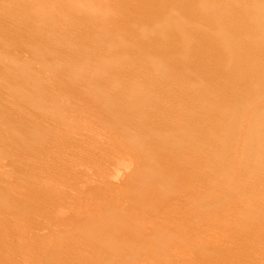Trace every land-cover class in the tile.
<instances>
[{
    "label": "bare ground",
    "instance_id": "bare-ground-1",
    "mask_svg": "<svg viewBox=\"0 0 264 264\" xmlns=\"http://www.w3.org/2000/svg\"><path fill=\"white\" fill-rule=\"evenodd\" d=\"M159 30L162 33L156 36ZM57 38L59 44L53 41ZM108 43L110 46H102ZM65 45L80 48L83 52H61ZM96 49L99 54L94 61L105 68L114 62L112 53L125 50L140 61L141 67L156 69L166 66L167 72L174 71L179 75V80H162L170 93L181 96L177 102L171 103L176 110L171 123L168 122L172 129H160L162 120L159 121L157 116L147 118L146 115L141 119L133 116V110L137 109L134 106L150 109L147 99L154 93L151 81L148 84L144 81L142 69L140 73L138 69L119 73L120 77L135 76L137 81L132 82V86L141 87L142 96L139 100L126 99L127 94L130 96L137 90L135 87L127 89L122 94L126 109L116 111V116L108 111L106 100L103 95L99 97L98 91H104L105 96V91L109 92L118 85L114 80L117 76L111 73L112 76L107 75L105 81L98 84L73 75L87 72L85 63L78 62L79 56ZM25 52L30 53V59L33 58L37 65L55 63L57 59L54 61L53 56L60 57L61 68L47 70L49 64L44 71L34 69L33 61L21 56ZM60 64L55 65L56 68ZM119 64L122 67L128 65L125 60ZM16 67L22 68L24 73L26 71L33 82L29 92V89L13 83L14 78H20L14 75L18 71ZM42 81L40 92L37 87ZM75 91V102H65L64 99H73ZM114 93L115 90H111L110 94ZM29 95L38 98L36 101L31 98L34 103L48 98L55 102L54 105L59 104L56 109L53 106V112H56L53 115H58L61 126L56 129L60 134L74 129L80 133L87 127L90 136H85L90 147L107 148L117 144L119 148H129V156L122 159L120 165L125 174L120 189H110L111 193L105 187L102 194L94 186L95 181H89L95 188L83 192L89 205L87 209L80 207L83 198L71 202L73 198L67 200L62 192V207L55 209L45 203L43 197L28 199L26 186L22 187L25 191L17 188L12 195L8 188L0 187V202L14 199L10 205H6L7 202L6 206L4 202L0 205V264H101L102 261L103 264H124L126 258L129 263L134 256V261L140 258L142 264H154V259H158L156 248L160 246H163L165 255L161 264H251L252 261L244 256L229 259L225 250L232 248L235 242L258 247L264 244V214L254 226L245 220L247 217L240 221L244 212L249 216L253 215L250 213L255 207L264 210V196H257L256 188H264V181H260L264 177V0H0V151L8 152L7 159L0 158V167L6 166L16 178L23 176L24 172L18 161L22 154L18 152V145H22L26 154L32 152L27 145L24 146L28 142L55 145L47 135L38 131V123L24 120L28 112L20 118L22 112L18 113L17 107L22 109L20 105L24 107L27 100L22 101ZM161 100L170 101L168 97ZM213 107L217 112H213ZM35 108L32 110H38L37 106ZM161 112L157 113L161 115ZM150 119L158 121L156 128L152 124L149 130H144L145 133L138 132L136 136L132 133L149 126ZM88 122L93 126L105 124L108 129L112 126L116 130L112 133L99 131L100 128L89 127ZM123 123L129 124L130 131H122L120 126ZM7 133L11 135H4ZM234 136L238 139H233ZM150 139L157 147H151ZM65 140L63 143L66 144ZM67 143L71 141L68 139ZM229 144L235 152L230 158L224 155ZM177 147L180 150L175 149ZM216 153L220 159L215 158ZM230 165L232 169L228 170ZM209 167L218 172L215 174L219 179L217 182H213V172H207ZM118 170L121 172L122 169ZM120 172L116 171V176ZM4 174L0 173L2 186L7 180ZM247 177L251 178L248 179L250 189L253 188L251 192L239 186ZM253 178L256 182H252ZM56 193L60 190L57 189ZM211 194L219 196L215 202L217 206L219 200L225 202V199L231 202V206L226 213L229 218L217 222L218 235L207 244L188 233L208 228V224L196 222V216L205 211L208 214L209 199L206 197ZM114 195L117 199L112 198ZM32 206L34 216L28 211ZM160 215H164L163 219L156 221ZM74 219L79 227L70 226ZM30 221L33 227H30ZM88 221L90 228L86 225ZM246 221L252 224L244 226ZM45 222L56 228H49L45 235H41L45 233L44 229V232L36 229ZM24 226L30 228L24 230ZM82 230L95 235L87 234L85 238L76 235L75 240L68 237L70 233L78 234ZM8 241L11 244L7 245ZM132 243L136 245L135 251L139 250L138 254L132 253ZM74 244L78 248L76 252H73L75 248L73 251L69 249ZM191 245L196 250L188 251ZM145 246L149 247V255L140 251ZM176 248H185L186 254L184 251L185 255L173 256ZM124 251L132 254H126L125 260H121L124 259L122 256L116 258V253ZM57 254L59 257L55 259ZM53 255L55 258L50 260ZM169 259L172 261L168 262Z\"/></svg>",
    "mask_w": 264,
    "mask_h": 264
},
{
    "label": "rangeland",
    "instance_id": "rangeland-1",
    "mask_svg": "<svg viewBox=\"0 0 264 264\" xmlns=\"http://www.w3.org/2000/svg\"><path fill=\"white\" fill-rule=\"evenodd\" d=\"M82 3H84V2H82ZM9 5V4H8ZM81 21H82V19H80ZM159 32L160 33H162V31H157V33H156V36H158V35H160L159 34ZM54 42H57L58 44H59V39L57 38V39H54L53 40ZM62 43H63V41H61ZM110 46V43H108V44H106V45H102V46ZM153 45V44H152ZM62 46H60V48H61ZM191 47V46H190ZM192 47H193V45H192ZM191 47V49L193 50V48ZM62 49V48H61ZM63 50V51H62ZM61 50V52H75V53H77V54H79L80 52H83V50H81L80 48H71V47H69V46H67V45H65L64 47H63V49ZM99 51H98V49H96V50H93V51H87L85 54H83V55H80L79 56V60H78V62L80 63V64H84L85 63V65H86V68H88L87 69V72H81V74H80V72L79 73H74L73 75H75L76 77H80V78H86V79H88V80H92L93 82H97L98 84L99 83H103L104 81H105V77L107 76V75H111L112 76V74L113 75H115V76H117L114 80L117 82V84L118 85H115L111 90L112 91H114L115 90V93L114 94H110L111 93V90H109V92H107V91H105V96H104V91H98V94H99V97L101 98V95H103V99H105L104 101H105V104H106V106H107V109H108V111L110 112V113H115V116L117 115L116 113V111H122V110H124V108H125V106H124V102H125V96H122V94L123 93H126L127 91V89H129V88H133L134 89V87L136 86H132L133 85V83L132 82H135V81H137L136 80V78H135V76L133 77L132 75H130V74H127V75H125L126 76V78H125V76L124 77H120L119 76V73L120 72H122V71H125V73H127V71H129V72H131L132 71V69H134V70H136V69H138L137 70V72L138 73H140V70L143 72V75H145L144 76V81L148 84L150 81H151V84H152V87H153V96H151V97H149V99H147V104H148V106L150 107V109L149 110H147V109H143V108H138L139 106H134V107H136L137 109L135 110H133V112L135 113H133V116L134 117H136V118H143V117H145L146 115H147V118H151L152 117V115H154V117L155 116H157V118L159 119V121H161V123L159 124V128L160 129H172V127L173 126H170L169 124H168V122L170 121V123H171V118H173L174 117V115H175V112H176V110H175V108H174V106H172L171 105V103L172 104H174L175 102H177V100L179 99V98H181V96L179 95H177V94H172V93H170V91L165 87V85L163 84V81L162 80H164V79H168L169 81H174V80H179V79H181L180 77H179V75H177V73L176 72H174V71H169V72H167V68H166V66L164 67V66H162V67H156V69H158V70H160V72H157V70L155 69V68H145L144 66L143 67H141L142 66V64L140 63V61L138 60V59H136L134 56H132L133 54H130L129 52H127V51H125V50H120V51H116V52H114V53H112V57H111V60H113L112 62V65H108L106 68L105 67H102L101 65H97L96 63L97 62H95L96 61V56H98L97 54H99L98 53ZM30 53H27V52H25V53H23V55H21L23 58L24 57H26V58H29V59H27V60H32V59H30V55H29ZM125 54L128 56H126V58H125ZM147 55V54H146ZM53 57H55V58H53L54 59V61H55V59H57V61H59V62H57V61H55V63H52V62H50L49 64H47V65H49V66H47V70H52V69H60L61 68V58L60 57H57V56H53ZM80 57H81V60H80ZM120 57H122V58H120ZM83 58V59H82ZM86 59H87V61H86ZM89 60H90V62H89ZM95 60V61H94ZM126 61L127 63H128V65L127 66H121L120 64H119V62H123V61ZM33 61V60H32ZM131 61H133V63L131 62ZM89 63V64H88ZM33 66H34V69H39V70H46V66L45 65H42V63H38V64H40V65H37V63L35 62V61H33ZM57 64H60V67H58L57 66V68H56V66L55 65H57ZM130 64V65H129ZM141 64V65H140ZM55 67H54V66ZM93 65V66H92ZM38 66V67H37ZM131 66H133V67H131ZM44 68V69H41V68ZM50 67V68H49ZM51 67H53V68H51ZM101 67V68H100ZM28 68H29V66H28ZM32 68V67H31ZM15 69H17L18 71H24V70H22V68H19V67H16ZM21 69V70H20ZM94 69V70H93ZM96 69V70H95ZM146 69V70H145ZM199 69H201L200 67H199ZM198 69V70H199ZM13 70H14V68H13ZM16 70V71H17ZM32 70V69H31ZM144 70V71H143ZM152 70V71H151ZM197 70V71H198ZM16 72L14 75H16L17 76V78L18 77H20V78H18V80L17 79H15L16 81L14 82V79H13V83H15V84H19V85H21V86H19V88L20 87H25L26 89H29L28 90V92L30 91V89H31V86L33 85V82H31V80H29V78L27 77V73H26V71H25V73L23 74L22 72ZM98 71V72H97ZM149 71V72H148ZM155 71H156V73H155ZM103 72V73H102ZM112 73V74H111ZM23 76H22V75ZM93 74V75H92ZM78 75V76H77ZM88 75V76H87ZM90 75H92L91 76V78L89 79V77H90ZM147 75V76H146ZM151 75V76H150ZM21 76H22V78H21ZM146 77V78H145ZM169 77V78H168ZM27 78V80L26 81H24L25 79ZM127 78H129V79H131V80H129V79H127ZM23 80V81H21V80ZM127 79V80H126ZM150 79V80H149ZM152 79V80H151ZM166 79V80H167ZM19 81V82H18ZM123 81V82H122ZM154 81V82H153ZM21 82H22V84H21ZM24 82H27V83H24ZM43 82L44 81H42V82H40L41 84H38V87H37V90L38 91H40L41 92V89H42V86H43ZM161 82V83H160ZM31 83H32V85H31ZM131 83V84H130ZM160 83V84H159ZM15 84H14V89L16 88V86H15ZM24 84V85H23ZM130 84V85H129ZM31 85V86H30ZM30 86V87H29ZM118 86V87H117ZM156 86V87H155ZM151 87V88H152ZM155 87V88H154ZM158 87V88H157ZM159 87H160V89H159ZM17 88H18V85H17ZM235 88V87H234ZM25 89V90H26ZM135 89H137L136 87H135ZM156 89H157V91H156ZM239 89V87H236L235 88V90H238ZM159 90V91H158ZM169 92H168V91ZM27 91V90H26ZM77 91V90H76ZM72 92L73 93V96H72V98L74 99V101H73V99L72 98H70V99H72V100H69V99H64V101L65 102H70V104H73V102H75V100L77 99V92ZM142 88L141 87H139L133 94H131L130 96L127 94V97H126V99L128 98V99H135V100H139L140 98H141V96H142ZM18 92V91H17ZM140 92V93H139ZM168 92V93H167ZM86 93V92H85ZM93 94H96V93H93ZM166 94H168V96L166 95ZM26 95V94H25ZM112 95H114V97H112ZM116 95V96H115ZM160 96H162V97H164V98H166V97H168V99L170 100L169 102H163L161 99H162V97H160ZM176 97V99H175V97ZM242 96V95H241ZM33 97V100L34 101H36V99H38V98H35L34 96H28L25 100H23L22 102H24V101H26V103H24L23 105H24V107L22 106V105H20L21 107H22V109H26L25 111L24 110H22V109H20V107H17L18 108V113H19V111L20 112H22L21 114L19 113V115H22L23 113L25 114V113H27L28 112V116H27V114H25L24 115V120H25V118L27 119V121H29V119H30V121H32V122H36V124L38 123V125H39V128H41V129H39V128H37L38 129V131L39 132H43L42 133V135H47V139L49 138L51 141H54L55 143V145L53 146V145H51V143L50 142H48V144L47 145H44V144H42L41 142H37V141H33V143H35L34 145L31 143V142H28L27 144H24V146H28V148L32 151V152H30L29 154H26V152L23 150V148H22V145H18V147H19V153H20V151L22 152V154L19 156V163H21V167L23 168V170H24V172H22V174H23V176H19V177H15L12 173H11V171L5 166L4 168H1L0 167V173L2 174H4L3 176H4V178H5V180H6V182H5V184L2 186V185H0V187H1V189L2 188H4V187H6V189L8 188L9 189V192H10V194L12 193V194H15V192L17 191L16 189L17 188H20V189H23L25 186H26V191H25V193H26V195H27V197H28V199H30V200H32V199H36V198H38V197H43V201L45 202V203H47V204H49L50 206H52L53 208H55V209H60L61 207H62V203L64 202L63 201V196H62V193L66 196V199L67 200H72V198H73V200L71 201V202H75L76 201V199L77 198H83V200L81 201L82 202V204H81V206L80 207H82V209H84V208H86L87 209V205L88 204H86V203H88V202H85V194L83 193L84 191H86L87 193H88V191L92 188V187H94V186H97L96 188H97V190H99V191H101L102 192V194L104 193V191H105V187H108V190H109V192H111L110 191V189L112 190H117V189H120L121 188V185H123V178H125L124 176H125V174H124V170H123V168L120 166V165H122L121 164V162H122V159H125L126 157H128L129 155H127L128 153H129V148H119L120 146H118L117 144L115 145V144H111V145H107L108 147L107 148H105V147H103V148H97V149H95L93 146L92 147H90V145L88 144V142H87V137L85 136V134H88V128L87 127H85L86 128V130H85V128H83V130H82V132H77L78 130L77 129H74V131L73 132H65V131H62L61 132V134L59 133V131H57V129L56 128H59L61 125H60V123H59V120H58V115H53V113L54 114H56V112H53V108L55 107V109L57 108V106L59 105L58 103L57 104H53V103H55V102H51L50 101V99H48V98H46V99H44V100H41L40 101V99H39V102L37 101V102H35L36 103V105H35V103H34V101L31 99ZM108 97V98H107ZM170 97H172V98H170ZM29 98V99H28ZM35 98V99H34ZM161 98V99H160ZM239 98V97H238ZM237 98V99H238ZM102 99V100H103ZM124 99V100H123ZM157 99V100H156ZM160 99V100H159ZM29 100V101H28ZM176 100V101H175ZM30 101H32L33 103H31ZM173 101V102H172ZM45 102V103H44ZM152 102V103H151ZM159 102V103H158ZM28 103H30L31 105H33V107H31ZM27 104V105H26ZM38 104H39V106L40 107H38ZM121 104V105H120ZM155 104H156V107H155ZM164 104H167L166 105V107H167V109H165V107H164ZM35 105V106H34ZM50 105V106H49ZM116 105V106H115ZM206 105H208V102L206 103ZM27 108H26V107ZM31 107V109H30V107ZM37 106V108H38V110H32V108L34 109L35 107ZM47 106V107H46ZM54 106V107H53ZM168 106H169V108H168ZM171 106V107H170ZM16 108V109H17ZM49 108V109H48ZM28 109H30V110H28ZM36 109V108H35ZM40 109V110H39ZM44 110L43 112H40V111H42V110ZM126 109V108H125ZM153 110V111H151V112H149L150 110ZM174 111H173V110ZM213 109V112H217V110H214V109H216L215 107H213L212 108ZM52 110V111H51ZM144 110V111H143ZM156 112H155V111ZM162 110H164V112H161ZM24 111V112H23ZM40 113H39V112ZM45 112V113H44ZM52 112V113H51ZM146 112V113H145ZM157 112H161V115H160V113H157ZM50 113V114H49ZM41 114H44V115H42V117H41ZM52 114V117L50 116ZM138 114H140V115H138ZM151 114V115H150ZM156 114V115H155ZM34 115V116H33ZM36 115V116H35ZM40 115V116H39ZM159 115V116H158ZM27 116V117H26ZM54 116V117H53ZM56 116H57V118H56ZM65 116H67V115H65ZM150 116V117H149ZM23 117V115L22 116H20V118H22ZM38 118H40L39 119V121H38ZM46 120H45V119ZM56 118V119H55ZM72 119V118H71ZM44 120V121H43ZM151 120V119H150ZM48 121V122H47ZM56 121V122H55ZM41 122H43V124L41 125ZM51 122V123H50ZM163 123V124H162ZM44 124H46V127H45V125ZM53 124V125H52ZM124 124L125 123H123V124H121V126H120V128L122 129V131H124V132H127L128 131V129H129V124H125V126H124ZM154 125V127L155 126H157L158 125V121L156 122V119H152L151 120V122H150V124H149V126H147V127H145V128H142V129H140V130H136L135 132L134 131H132V133L136 136L137 135V133L138 132H144L145 133V129H147V130H149V127H152L153 125ZM51 125V126H50ZM87 125L89 126V127H94V128H96V129H98L99 130V128H100V130L99 131H102V130H104V131H106L107 133H112V132H115V130H116V128L115 127H112V126H110V130L108 129V126L107 125H105V124H101V125H96V126H93V124L91 123V122H88L87 123ZM124 127H123V126ZM152 125V126H151ZM47 126H48V128H47ZM84 126H85V124H84ZM44 129H43V128ZM50 127V128H49ZM53 127H55V128H53ZM123 127V128H122ZM47 129V131H46V129ZM156 128V127H155ZM95 129V130H96ZM102 129V130H101ZM115 129V130H114ZM77 130V131H76ZM85 130V131H84ZM135 130V129H134ZM52 131V132H51ZM56 131V132H55ZM129 131H130V129H129ZM164 131V130H163ZM36 132H37V130H36ZM39 132H37V133H39ZM48 132V133H47ZM96 132H98L97 130H96ZM166 132H168V130L166 131ZM50 133V134H49ZM56 133V134H55ZM72 133V134H71ZM131 133V132H130ZM197 133H198V131H197ZM4 135H11V134H9V133H7V134H4ZM52 135H53V139H52ZM89 136H90V134H88ZM133 135V136H134ZM46 137V136H45ZM59 137V138H58ZM59 139V141H58V139ZM64 139H66L65 140V142H66V144L65 143H63V140ZM68 139H69V141H71V143H73V144H69V143H67V141H68ZM178 139V138H177ZM176 139V140H177ZM233 139H238L237 137L235 138V136L233 137ZM56 140H57V143H56ZM77 140V141H76ZM80 141V142H79ZM153 139H150L149 140V142L150 143H152V146L151 147H157L156 146V144H154L153 143ZM61 142H62V144H61ZM161 142V141H160ZM38 143V144H37ZM231 143V142H230ZM105 144H107V143H105ZM109 144V143H108ZM184 147H185V144L184 143H181ZM33 145V146H32ZM43 145V146H42ZM115 145V146H114ZM21 147V148H20ZM32 147V148H31ZM53 147V148H52ZM227 147L228 148H225L224 149V155H229V158H230V156H232L233 157V155H235V152L233 153V149L230 147V144L229 145H227ZM160 148V147H159ZM158 148V149H159ZM175 149H177V150H180V148L179 147H177V148H175ZM49 151H50V153H49ZM161 151H165V148L162 150V148H161ZM161 151H160V153H161ZM6 152L7 151H5V150H3V151H0V153H2V154H0V158L1 159H3V160H5V159H7L8 158V152H7V154H6ZM40 152V153H39ZM238 152V151H237ZM236 152V153H237ZM159 153V154H160ZM52 154V155H51ZM238 154L240 155V152H238ZM24 155V156H23ZM33 155V156H32ZM3 156V157H2ZM27 156V157H26ZM31 156V157H30ZM37 156V157H36ZM24 157V158H23ZM159 157H162V155H159ZM30 158H32V159H30ZM215 158L216 159H220V156H219V154L218 153H216L215 154ZM0 159V162L2 161ZM35 159V160H34ZM25 160V161H24ZM28 160V161H27ZM34 160V161H33ZM40 162H39V161ZM229 161H231V160H229ZM24 162V163H23ZM33 162V163H32ZM30 163V164H29ZM32 163V164H31ZM23 164V165H22ZM39 164V165H38ZM118 164H119V166L121 167H119L118 166ZM230 164H231V162H230ZM3 166H4V164H2ZM41 165V166H40ZM27 166V167H26ZM118 166V167H117ZM214 166H217V165H214ZM30 167H32V168H30ZM6 168H7V171H8V173L6 172ZM30 168V169H29ZM29 169V170H28ZM33 169V170H32ZM35 169V170H34ZM118 169H122L121 170V172L118 170ZM232 169V165H230L229 166V168H228V170H231ZM38 170V171H37ZM41 170V171H40ZM1 171H3V172H1ZM28 171L30 172V173H28ZM116 171H118V172H120V173H118V177L116 176ZM207 172H213L212 173V175H214L213 176V182L215 181V182H217L219 179H217V171L215 170V168L213 169V168H211V167H209V169H207ZM215 172V173H214ZM7 173V174H6ZM34 173V174H33ZM206 173V172H205ZM120 174V175H119ZM216 174V175H215ZM123 175V176H122ZM9 176V177H8ZM117 178H116V177ZM224 176V175H223ZM7 177V178H6ZM11 177V178H10ZM35 177V178H34ZM121 177V178H120ZM219 177V176H218ZM46 178V179H45ZM54 179V180H53ZM56 179H58L57 181H56ZM247 179V180H246ZM245 179V181L243 180V181H241V183L239 184V186H240V188H244L243 190H247V191H249V192H251L252 190H253V188L252 189H250V181L249 180H251V178H246ZM249 179V180H248ZM254 179V178H253ZM252 179V182H256V179H254L253 180ZM261 179V180H260ZM259 180L260 181H264V177H261ZM95 181V185L93 186V185H90L89 184V181ZM43 181V182H42ZM248 181V182H247ZM8 182V183H7ZM16 182H17V184H16ZM36 182V183H35ZM45 182V183H44ZM56 182V183H55ZM203 184H205V183H203ZM6 185V186H5ZM21 185V186H20ZM32 185V186H31ZM46 185H47V187H46ZM260 185H261V187H262V182L260 183ZM259 185V186H260ZM12 186V187H11ZM18 186V187H17ZM61 186V187H60ZM249 187L248 189L247 188H245V187ZM23 187V188H22ZM33 187V188H32ZM202 187H204V186H202ZM263 187H264V182H263ZM12 188V189H11ZM95 188V187H94ZM257 188V192H258V194L259 195H257V192H255L256 191V189H254V192L256 193V195L257 196H264L263 194H264V188H260V187H256ZM7 189V190H8ZM57 189H59L60 190V193H56V190ZM261 189V190H260ZM10 190H12V191H10ZM29 190V191H28ZM262 190H263V192H262ZM45 191V192H44ZM260 191V192H259ZM29 192V193H28ZM35 192V193H34ZM47 192V193H46ZM62 192V193H61ZM215 192V191H214ZM213 192V193H214ZM45 193V194H44ZM112 193V192H111ZM261 193V194H260ZM11 194V195H12ZM44 194V195H43ZM47 194V195H46ZM77 194V195H76ZM74 196V197H73ZM78 196V197H77ZM115 197H112L113 199H117V197H116V195H114ZM218 195H215V194H211L210 196H208V197H206V199H209V200H207L206 202L209 204V207L207 208V210L209 211L208 212V214H207V212L205 211V212H203V213H198L197 214V216H196V222H201V223H206V224H208V228L207 229H205V228H203L202 230L201 229H199V230H195L194 232H189L188 233V235H193V236H197V237H199L200 238V241H204V242H206L207 244H210V241L211 240H213L217 235H218V229H217V222L221 219V218H223V219H228L229 218V215L227 214L226 215V213L228 212L227 210L229 209V207L231 206V202L228 200H226L225 199V202H224V200H222V201H218V206H217V204H215V202H217V200H218ZM69 198V199H68ZM210 199H212L213 201H214V199L216 200V201H210ZM244 199V198H243ZM243 199H241L243 202V204L245 203V199L243 200ZM11 199H9V200H7V201H2V202H4L3 204H4V206H6V205H10V204H12V201H14V199H12L11 201H10ZM2 202H0V205L2 204ZM7 202V204L5 205V203ZM211 202H213V203H211ZM210 203H211V205H210ZM229 204V205H228ZM222 205V206H221ZM3 206V205H2ZM85 206V207H84ZM88 207H89V205H88ZM219 207H220V209H219ZM223 208V209H222ZM226 208V209H225ZM63 209V208H62ZM67 210V213H71V211H69V209H66ZM30 213H31V215L32 216H34V207L32 206L31 208H29V210H28ZM69 211V212H68ZM224 211V213H221V212H223ZM263 211L264 210H262L260 207H255V210L254 211H252L250 214H253V215H249L248 216V214L246 213L245 214V212H244V217L243 216H241V218H240V221L242 222L243 221V219L245 218V217H247L245 220H249V221H251L252 223V226H254L255 224H257V222L258 221H256V220H259V217H262L263 216ZM118 212V211H117ZM229 212H231V211H229ZM262 212V214H260ZM120 213V212H119ZM257 214V216H255V218L253 217L254 215H256ZM259 215V216H258ZM262 215V216H261ZM69 216V215H68ZM164 215H160L159 217H157V218H155L156 219V221H161L163 218ZM228 216V217H227ZM257 217H258V219H257ZM76 219V218H75ZM73 220V222L75 221H77V220ZM223 219H221V220H223ZM94 220V219H93ZM93 220H89L90 222L91 221H93ZM244 220V221H245ZM252 220H254V222L252 221ZM89 221L88 222H86L87 224V226H88V223H89ZM243 222L244 223V226L246 225V226H249V225H251V224H249L248 222ZM31 222V221H30ZM29 222V223H30ZM72 222V223H73ZM73 223V224H71L70 226L71 227H79L80 225H79V223H78V221H77V224L76 223ZM94 222V221H93ZM96 222V221H95ZM29 223H27V225H29ZM32 223V225L30 226V227H33V222H31ZM97 223V222H96ZM96 223H93V224H96ZM115 223V222H114ZM246 223V224H245ZM262 224H263V222H261ZM48 224H51V223H47V222H45V224L43 223V224H41V226L39 225L38 227H37V229L36 230H38V232H40V231H42V232H44L45 231V233H42L41 235H45L47 232H48V230H49V228H51V229H55L56 227H52V226H54V225H48ZM91 223H89V225H90ZM93 224H92V226H93ZM99 224L101 225V223L99 222ZM104 224V223H103ZM35 225V224H34ZM98 225V224H97ZM99 225V226H100ZM264 225V224H263ZM50 226V227H49ZM96 226V225H95ZM104 226V225H103ZM30 227H28V226H24V230H26V228L28 229V228H30ZM48 227V228H47ZM89 227V226H88ZM90 228V227H89ZM43 229H44V231H43ZM4 230H5V228H4ZM47 231V232H46ZM87 231L88 230H86V231H81L80 233H70L69 234V236L68 237H70V238H73V240H75L76 239V235H77V237L78 236H83V238H85V236H88L87 234H90V233H87ZM83 232H84V235H83ZM93 234V235H92ZM92 234H90V236H94L95 234L92 232ZM75 237V238H74ZM87 238H90L91 239V237H87ZM112 239H114V240H116L115 238H112ZM72 240V241H73ZM84 240V239H83ZM85 240H87V239H85ZM84 240V241H85ZM100 240H102V239H100ZM59 242H61L60 240H58ZM65 241V240H64ZM89 241H91V240H89ZM100 242V241H99ZM158 242V241H157ZM40 243V242H39ZM8 244H11V241H8L7 242V245ZM119 244V243H118ZM117 244V245H118ZM75 245V244H74ZM134 246V247H133ZM194 246V245H193ZM77 247V245H75V246H73V245H70L69 246V249H71L70 251H73L72 250V248L74 249V251L73 252H76L77 250H78V248H76ZM109 247V246H108ZM163 247V246H162ZM162 247L160 246V247H157L156 249V255H157V257H158V259L155 261V259H154V261H153V263L155 264H161L162 262H163V260H161L162 258H164L165 257V255H164V249H162ZM191 249L190 250H188V251H194V250H196L195 249V247H193L194 248V250H193V248H192V245L191 246H189ZM204 247H206V246H204ZM136 245H134L133 243H132V253L133 254H138L137 253V251L139 252V250H137V251H135L136 249ZM207 248H209V247H207ZM206 248V249H207ZM142 250H140V251H142L143 252V254L144 255H149V247H143V248H141ZM162 249V250H161ZM185 249V248H184ZM184 249H179V248H176V250L174 249L173 250V256H176V255H185L186 254V251L184 250ZM159 250V251H158ZM15 251V253H16V250H14ZM181 251H183V252H181ZM184 251H185V254H184ZM126 251H124V252H119V253H116V258H118V257H124V259H121V260H125V256L127 257V255L126 254H132V253H125ZM149 252V253H148ZM176 252V253H175ZM225 252H227V253H229V259H236V258H238V257H240V256H244V259H247L248 261H252V262H250L251 264H264V244L262 245V246H260V247H258V246H254V245H247V246H245L244 244H240V243H237V242H235L234 243V245L232 246V248H230V249H226L225 250ZM123 253L125 254V255H123ZM122 254V255H121ZM59 254H57V257L55 258V256L56 255H53V256H51V257H49V259L50 260H52V257H53V259L55 258V259H58V256ZM120 255V256H119ZM140 255V254H139ZM209 255V254H208ZM134 256V255H133ZM137 256V255H136ZM121 257V258H122ZM130 256H128V258H129ZM132 257V256H131ZM130 257V258H131ZM141 257H142V255H141ZM169 257H171V258H174V257H172L171 255L169 256ZM134 258H135V256L132 258V262L134 261ZM137 259V260H136ZM135 259V261H137V264H142L143 262L141 261L142 259H140V258H136ZM129 260V259H128ZM159 260V262H157ZM174 260L175 261H177V262H179V260L175 257L174 258ZM89 261H91V259L89 260ZM101 261V260H100ZM99 261V262H100ZM127 262V258H126V260L125 261H123V262H126V263H124V264H136V262ZM167 260H165V262H166ZM172 261V260H171ZM170 261V259H169V261L168 262H171ZM103 262V261H102ZM101 262V264H103ZM106 262V261H105ZM104 262V263H105ZM187 262V261H186ZM107 264V263H106ZM109 264V263H108ZM111 264H114V262H111ZM116 264V263H115ZM179 264V263H178Z\"/></svg>",
    "mask_w": 264,
    "mask_h": 264
}]
</instances>
